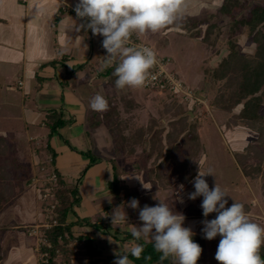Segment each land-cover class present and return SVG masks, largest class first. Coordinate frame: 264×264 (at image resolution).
<instances>
[{
	"label": "crops",
	"instance_id": "0c3cea01",
	"mask_svg": "<svg viewBox=\"0 0 264 264\" xmlns=\"http://www.w3.org/2000/svg\"><path fill=\"white\" fill-rule=\"evenodd\" d=\"M77 2L78 0H0V134L14 132L32 157L34 141L30 140L44 143L46 147L50 143L56 153L53 168L59 171L69 186L75 184L78 190L80 203L73 206L67 217V222L72 224L73 234L93 238L94 245L102 252L96 257L99 264H114L116 253L123 254L132 243H138L134 238H124V232L131 231L135 225L125 228L123 224H136L140 220L137 211L126 206L133 198L123 197L116 203L112 188V158H116L128 169L122 180L137 194L135 199L138 200L144 194L140 191L143 186L145 193L162 191L161 199L173 211L177 198L183 199L184 203L181 204L188 206V194L195 191L193 181L198 173L188 183L182 182L175 168V158L169 153L171 146H175L174 142L169 144L168 152L159 160L163 168L159 166V170L155 169L150 174V179L143 177L146 171L144 166L142 169L136 167L137 156L112 154V133L105 121L114 107L123 115H128V110L137 113L145 100L144 87L125 90L115 87L116 77L112 74L115 65L105 66L104 56L107 52L102 47L103 37L94 36L91 30L79 29L80 21L70 9ZM206 2L189 0L186 15L197 16ZM171 28L180 32L187 30L179 26ZM138 37L148 42L145 35ZM8 67L14 68L13 75L6 73L4 68ZM13 76L20 98L15 97V90L8 84ZM98 93L107 99V111L97 112L90 108L91 98ZM140 98L144 100L141 101ZM124 99L128 105H123ZM114 102L116 106H112ZM179 102L183 105L180 100ZM199 106H193L194 110L202 108ZM188 107L184 106L185 109ZM51 109H63L72 121L48 137L45 117ZM240 125L243 124L231 129L234 130L240 152H243L249 142L258 137V133ZM163 141L166 142L165 137ZM203 148L199 161L200 172H203L205 144ZM86 151L91 154L87 155ZM47 152L46 149L44 153L47 155ZM91 158L94 159L93 162ZM86 166V172L81 175ZM204 178L207 182V176ZM260 179L254 181L258 184ZM227 194L226 207H230L235 201L242 203L249 216L255 215L254 209L263 210L257 196L248 202L243 199L239 189H231ZM40 197L38 188L30 186L0 214V226L7 227L0 231V264H39L37 240L29 241V237L34 235H29L21 226L42 221ZM197 200V212L203 216V197H197ZM118 207L126 208L128 220L112 224L111 214ZM189 211L195 212L192 207L186 213ZM216 215L212 213L207 218H214ZM85 218H90L92 223H83ZM118 236L122 237L123 243L111 249L109 237L114 240ZM98 241L108 242L109 245L104 249L99 247ZM132 264L137 263L132 261ZM159 264H171V261L160 260Z\"/></svg>",
	"mask_w": 264,
	"mask_h": 264
},
{
	"label": "rangeland",
	"instance_id": "374dc122",
	"mask_svg": "<svg viewBox=\"0 0 264 264\" xmlns=\"http://www.w3.org/2000/svg\"><path fill=\"white\" fill-rule=\"evenodd\" d=\"M206 1L207 2L203 4L197 16L185 14V17L194 16L196 20L195 22L191 19L189 21L187 20L186 25L189 26L188 31L180 32L178 29L171 28L172 26L179 25H172L157 33L148 32L144 35L147 41L155 47L159 55L169 56L171 58L172 65L169 67L175 69L180 78L187 85L194 89L201 88V93L205 95L206 104H200L199 107L202 108H199L198 111L195 110L196 119L194 122L198 127L199 136L203 144H205L203 172L212 169L214 174V176H207L209 188L212 189L217 183L226 193L234 188L239 189L243 194V199L248 202L254 196H257L263 210L259 211L258 209H254L253 213H255V215L249 217L253 222L264 227V196L260 187L263 180L261 178L258 180L257 184L254 179L245 174L244 165L240 158V148L236 142V138H234V130L227 126V119L230 113L225 110L214 108L210 104L222 84V80L216 77L213 69L228 53L230 47L235 45L237 49L247 55H253L256 49V43L252 39V32L249 26H236L232 22L233 18H240L249 8L263 1L239 0L238 4L233 7L231 14H223L220 11V7L224 0ZM257 30L264 31V24L258 26ZM4 69L9 75L15 73L13 67ZM8 81L9 86L16 92L15 97L20 98V95L17 93L18 89L15 85L14 76ZM143 91L145 100L140 98L141 101L144 100V102L142 103V107L137 110V113H131L132 110H128V115H123L114 107L115 109L112 108L110 111L109 120L113 118L117 120L119 118L118 125L115 127L114 124H110L107 121L108 117L105 122L112 133V141L114 144L112 154L116 156H137L138 165L136 167L142 169V166H144L146 171L143 177L145 179H150V174L153 173L155 169L159 170V166H161V169L163 168L162 165L159 164L160 159H158L155 154H148L151 138L154 139L158 137L163 141L165 137L166 142L163 141L164 143H172L173 141L166 136L170 128V122L180 113L184 112L185 108L181 105L179 102L180 99L176 97L175 94L168 96V92L159 90L147 91L144 88ZM256 94L260 99V112L264 114V87ZM127 96H129V94ZM114 100L117 101L116 99ZM128 100H130V98ZM123 103V105H128L126 99H124ZM112 106H116V103L114 102ZM241 107L242 105H239L235 109V112H238ZM134 108L137 109L138 107ZM121 120L124 122L123 124ZM100 121L98 120V122ZM141 127H149L152 130H146L144 133L145 135L141 134L138 137L139 141L134 140L136 142L134 144V142L130 141L128 138ZM165 132L166 134L164 135ZM12 133L17 142L18 158L20 162L25 165L26 174H22V177L25 178L22 183V191L11 203H13L26 188L30 186L38 188L41 196L43 219L33 225L21 226V229H25L29 235H34L31 238L29 237V241L34 242L37 240L38 260L39 264H42V257L44 254L42 248L49 246V242L44 235L45 229L52 227L56 223L55 220H57L56 207L59 200L55 193V189L58 182V175L51 164L50 152H47V155L44 153L47 149L44 143H35V140H30L31 142L34 141L32 157L25 144L17 139L14 132ZM131 146H134L135 150L130 153L128 149ZM8 157L11 158L14 156L13 154H9ZM54 175H56V177H54ZM150 184L154 185L153 183ZM72 186H75V184ZM140 191L144 194L138 199L139 209L129 207L132 211L136 210L138 215L139 210L145 205H157L159 200H162L161 196L163 194L162 191L160 193H145L146 190L144 186ZM165 199L168 201L167 198ZM130 201L131 200H129V202ZM172 202L173 200L171 199V206ZM175 206L176 212L185 213L184 216L186 219L184 226L190 227L195 233L193 236L194 242L205 247L204 264H219L215 259V253L220 237L217 236L213 240H207L203 237V224L201 221L205 218H202L203 216L197 212L199 207L197 198L195 200H190L188 206L182 205L179 198H177ZM191 207L192 211L195 212L189 211L187 214L186 210ZM4 209L0 211V214ZM125 209L126 208H124V211ZM214 218L207 219L211 220ZM141 224V221H138L136 224L127 222L124 223L123 226L127 228V226L132 227ZM3 228L7 227L0 226V231ZM112 233L114 232L112 231ZM116 238L113 240L115 243L110 244L111 249L117 246V244L123 243L122 237L118 236ZM45 241L48 244L44 243ZM98 245L106 249L109 243L98 241ZM71 246L75 253V257L71 263L63 262L62 264H91V260L84 255L83 243L81 241L74 240ZM159 263L160 261L150 264Z\"/></svg>",
	"mask_w": 264,
	"mask_h": 264
},
{
	"label": "clouds",
	"instance_id": "9594fccd",
	"mask_svg": "<svg viewBox=\"0 0 264 264\" xmlns=\"http://www.w3.org/2000/svg\"><path fill=\"white\" fill-rule=\"evenodd\" d=\"M189 0H78L74 11L80 30H91L94 36H102V47L106 50L105 66H113L115 87L139 89L146 85L151 70L157 64L156 53L147 46L130 44L131 37L148 32L157 33L183 20ZM90 108L97 112L108 110L107 99L96 94L90 100ZM213 170L198 172L195 177V191L188 194L190 200L203 197L201 208L205 219L203 237L213 240L220 237L215 253L219 264H264L260 249L264 246V227L253 222L242 203L234 202L226 207L229 195L216 183L210 189L204 177ZM183 186H181L182 188ZM180 203H184L180 199ZM139 209V201L133 198L127 205ZM216 213L214 219L207 217ZM112 224L127 222V214L121 207L113 210ZM186 217L173 211L163 200L155 206L145 205L139 210L141 226L131 229L135 241L152 242L161 254V261L171 264H197L202 247L194 242L195 233L185 227ZM110 243H115L109 237ZM143 246L132 243L123 254L116 253L114 264H132L129 255L139 259Z\"/></svg>",
	"mask_w": 264,
	"mask_h": 264
},
{
	"label": "trees",
	"instance_id": "16d2710c",
	"mask_svg": "<svg viewBox=\"0 0 264 264\" xmlns=\"http://www.w3.org/2000/svg\"><path fill=\"white\" fill-rule=\"evenodd\" d=\"M262 1V3L249 8L240 18H233L234 25L249 26L252 39L256 43V49L253 55H247L237 49L235 45L230 47L228 53L213 69L216 77L222 80V84L210 104L214 108L230 113L227 119L228 127L243 124L258 133V137L250 141L244 151L240 153V158L247 176L252 179L262 178L261 189L264 195V114L260 112V99L256 94L264 87V31L257 30L258 26L264 24V0ZM238 2L239 0H224L220 11L223 14H231L233 7ZM190 19L193 22L196 21L194 16H186L176 25L188 30L189 26L186 25V22ZM239 105H242L241 109L235 112ZM195 119L196 114L193 106L185 109L184 112L170 122V128L166 134L167 138L175 143V146L170 148L169 144L155 137L154 139L151 138L148 150L149 155L155 154L158 159H163L164 153L168 152L170 148V156L175 158V168L183 183H188L198 173L200 169L199 161L204 151L198 127L194 122ZM117 120H114V118L109 120V116L107 119L115 127L120 119ZM71 121L72 119L67 116L63 109L49 110L45 117V125L49 131L48 137L57 133L61 127ZM146 130L152 129L141 127L128 139L135 144L134 140L139 141L138 137L144 134ZM47 150L52 156L51 163L53 166L56 153L50 143L47 144ZM134 150V146H131L128 152L131 153ZM85 153L87 155L91 154L89 151ZM9 154H13L14 157L9 158ZM93 161L94 159L91 158V162ZM112 164L114 171L112 188L116 203H119L123 197L137 198V194L122 180V176L128 169L120 164L116 158H112ZM25 168V165L18 158V148L14 134L12 132L0 134V211L22 191V183L25 179L22 174H26ZM87 168L88 166L82 170L81 175L86 172ZM54 171L58 175L55 189L59 200L56 207L57 220L52 227L45 229L44 235L49 242V246L42 248L47 260L42 264L71 263L75 257L71 246L74 240L83 243L84 255L91 260V264H99V259L96 257L101 255L102 252L94 245L93 238L88 235L75 236L71 229L72 224L67 222L69 211L73 206L80 203L77 187L69 186L59 171L55 168ZM82 222L92 223L90 218H85ZM124 238H133L131 231H125ZM137 242L143 246V252L139 259L129 255L132 261L137 264H150L161 260V254L155 250L152 242L143 239ZM201 247L203 251L197 264H204L205 262V247L203 245ZM260 255L264 259V246L260 249Z\"/></svg>",
	"mask_w": 264,
	"mask_h": 264
},
{
	"label": "built area",
	"instance_id": "2783aa9c",
	"mask_svg": "<svg viewBox=\"0 0 264 264\" xmlns=\"http://www.w3.org/2000/svg\"><path fill=\"white\" fill-rule=\"evenodd\" d=\"M74 8L75 5L70 7L72 11H74ZM130 44L134 46L150 47L156 53L157 64L151 70L150 78L144 86V89L159 90L175 94L184 106L192 107L195 105L206 104V98L205 95L201 93V88L194 89L190 87L180 78L175 69H171L172 67H169L172 65V60L169 56L159 55L154 46L139 39V37L135 34L131 37ZM50 161H52V156L50 157ZM54 177H56V175H54ZM44 243L47 242L45 241ZM45 261L47 260L45 258V254H43L42 262Z\"/></svg>",
	"mask_w": 264,
	"mask_h": 264
}]
</instances>
